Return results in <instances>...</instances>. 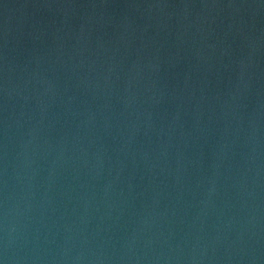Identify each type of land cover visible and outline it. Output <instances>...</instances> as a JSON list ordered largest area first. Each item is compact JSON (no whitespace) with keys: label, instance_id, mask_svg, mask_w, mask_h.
I'll return each mask as SVG.
<instances>
[{"label":"water","instance_id":"1","mask_svg":"<svg viewBox=\"0 0 264 264\" xmlns=\"http://www.w3.org/2000/svg\"><path fill=\"white\" fill-rule=\"evenodd\" d=\"M0 264H264V0H0Z\"/></svg>","mask_w":264,"mask_h":264}]
</instances>
